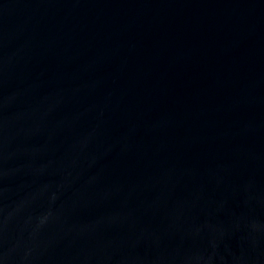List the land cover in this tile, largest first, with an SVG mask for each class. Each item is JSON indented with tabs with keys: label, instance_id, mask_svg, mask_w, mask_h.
Masks as SVG:
<instances>
[{
	"label": "water",
	"instance_id": "water-1",
	"mask_svg": "<svg viewBox=\"0 0 264 264\" xmlns=\"http://www.w3.org/2000/svg\"><path fill=\"white\" fill-rule=\"evenodd\" d=\"M0 264H264V0H0Z\"/></svg>",
	"mask_w": 264,
	"mask_h": 264
}]
</instances>
